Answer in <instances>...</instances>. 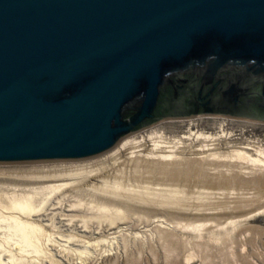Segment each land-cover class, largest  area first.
Masks as SVG:
<instances>
[{
	"label": "water",
	"instance_id": "obj_1",
	"mask_svg": "<svg viewBox=\"0 0 264 264\" xmlns=\"http://www.w3.org/2000/svg\"><path fill=\"white\" fill-rule=\"evenodd\" d=\"M199 115L264 123V0H0V165Z\"/></svg>",
	"mask_w": 264,
	"mask_h": 264
},
{
	"label": "bare ground",
	"instance_id": "obj_2",
	"mask_svg": "<svg viewBox=\"0 0 264 264\" xmlns=\"http://www.w3.org/2000/svg\"><path fill=\"white\" fill-rule=\"evenodd\" d=\"M194 118L198 117L173 118L187 119L186 133L166 134L155 127L137 134L133 133L109 150L105 158L90 163L0 169V264H39L47 259L60 264L56 250L54 251L56 245L73 253L79 260L85 261L95 254L93 247L103 242L114 246L115 242L130 244V241L149 240L151 237L156 238L169 250L172 238L169 229L178 227L184 230L189 228L193 236L199 239L205 237L211 243L229 238L246 220L245 213L243 219L240 216L237 218L231 216L230 219L229 215L230 220H226L224 225H220V222L213 218L218 223L215 224L216 229L215 226L207 224L209 218H204L206 220L201 222V217L215 215L214 211L211 214V209L207 214L209 205H212V209L226 211L244 208L251 199L245 198L246 196L243 198L235 196L234 188L223 191L222 188L212 185L198 186L194 183L198 188L191 190L192 187H185L184 180L195 176L201 180L199 182L201 184L202 181L207 184L215 181L223 183L225 179L230 182L237 180L260 182L264 176V145L257 141L239 142L240 140L229 139L230 133L225 130L227 123L224 121L219 124L220 132H207L200 129L197 123H195L197 128L193 129L191 125L197 120ZM154 172L169 174L168 176L173 174L174 177H171L173 180L172 182L169 180L170 183H166L163 178L165 183L156 181L161 187L154 186L153 182H149L152 180L151 176L149 178L146 176ZM145 176L149 180L143 179ZM230 184L232 187V183ZM259 194L261 195V192ZM54 200L58 210L44 214L47 205ZM194 211H202L206 215H200V222L193 223L195 222L191 220L193 218L186 219L189 221L185 222L186 216L194 215L192 214ZM216 214L220 216V213ZM44 216L48 217L47 223L44 222L46 219L42 218ZM59 216L61 217L58 218ZM128 219L143 223L150 233H145L140 238L137 235L127 236L123 232L111 237L103 234L101 230L103 224L118 225L119 222H126ZM175 236L177 237V234ZM233 237L232 240L236 239ZM202 246L204 247L203 244Z\"/></svg>",
	"mask_w": 264,
	"mask_h": 264
},
{
	"label": "rangeland",
	"instance_id": "obj_3",
	"mask_svg": "<svg viewBox=\"0 0 264 264\" xmlns=\"http://www.w3.org/2000/svg\"><path fill=\"white\" fill-rule=\"evenodd\" d=\"M194 117H198V118H194L197 120H195L193 122L194 124L191 125V127L193 129L197 128V125L195 124V123H197L198 127L200 129L206 130L207 132H213V133L214 132H220L219 124H220V122L224 121L227 123V127L225 128V130L228 133H230L229 139L235 140V141L240 140L239 142H245V141H255L256 142L257 141V142H260L264 145V123L253 122V121L237 119V118H232V117L218 116V115H199V116H194ZM186 120L187 119H181V120L166 119V120H162V121H159V122H157V123H155V124H153L147 128H144L140 131L135 132V134L146 131V130L154 128V127L164 131V133H166V134L186 133L185 131H187V128H188L187 127L188 122ZM230 131H232V132H230ZM247 139H249V140H247ZM109 152L110 151H107L104 154H101V155H98L96 157H92L89 159H85V160L68 161V162H55V163H42V164H29V165H0V169H12V168H16V167H29V166L47 165V164H49V165L53 164L54 165V164L90 163L92 161H96V160L105 158L109 154ZM154 174L156 177L154 176ZM162 174H164V173H162ZM162 174H160V172H159V174H158V172H154V173L148 174V175L145 174L148 178H149V176H151V177L153 176L152 178L150 177V179H152V180L147 179L146 176H145L146 178L144 177L143 179H147V180H149V182L151 181V183L153 182L154 186H160L161 187V185L156 184L157 183L156 181H158V183H161V184H162V182L165 183V181L163 180V178H164L167 181L166 183H168V182L170 183L169 180H171V177L172 178L174 177L173 174H171L170 176H168L169 174H167V175L164 174V176H166V177H164ZM159 175H160V177H159ZM161 176H163V177L161 178ZM157 178L158 179L161 178V179L157 180ZM186 179L184 180V183L185 182L187 183L188 181L189 182L187 183V185L185 183V187L186 186L188 188L192 187V188H190L191 190H193V188H194V190H197L198 187L196 188V185H198V184L202 185V186L212 185L215 187L222 188L223 191H228L225 189L232 190L234 188L233 191L234 192L236 191V193H234L235 196H238L241 198L246 196L245 198H249L252 200V203L250 200L248 205L244 207L245 209L239 207V208L233 209V210H226V211L223 210L222 211V209H212L211 208L212 205L211 206L209 205V209L207 210L208 213L207 212L206 213L209 214V211L211 209V211H212L211 214H213V211H214L215 215L210 216V215H206V214L202 213V211L201 212L194 211V212H192V214H194V215H192L191 213H188V215H192V216H186V218H185V222L189 221L191 218H193V219H191L192 221L193 220L195 221L193 223L200 222V220H201V222H203L209 218L210 220L209 219H208L209 221L207 220V222H208L207 224L213 225V227H214L215 224H218L217 222H220V225L221 224L224 225L226 223V220L229 221L232 218L231 216H233V218L234 217L237 218L240 216L243 219V217L246 214L247 217H244V218H246V220H245L246 222L245 221L242 222V224L240 225L241 228L239 226L237 228L238 230L235 229L233 231V233L231 234V236L233 235L234 237L233 236L232 237L236 238V239L232 240V237L230 236L229 237L230 241H229V238L227 237V238H224L223 240H221L222 242L219 241L220 243L218 242L219 243V245H218V243L208 242L205 239V237H200V239H199V237L196 238V236H193L194 234L192 235V232L190 231L189 228H186L184 230V229L178 227L177 228L178 231L176 228L175 229L174 228L169 229L171 234H172L171 243H170L172 247L169 246V248H170L169 250H167V248H165L158 240H156V238H153V237L149 238V240H147V239L141 240L140 239L138 241L137 240L136 241L135 240L130 241L131 242L130 244L128 242L129 245L126 243L121 244V242H115V245L113 246L112 244L103 242L100 245H98V246L95 245L93 247L95 250V254H93L92 257H88L87 259H85V261H81L77 258V256L73 255V253L69 252L68 250H65L61 246L56 245L54 247L55 248L54 251L56 250V257L58 260H60V264H92V263L93 264H105V263L106 264H264V212H263L264 211V191H262V190H264V182H263L264 176L261 177V179H263V180H260L261 183L258 181L252 182L251 180H248L249 182L237 180V182L234 181L235 182L234 183L233 181L230 182L229 180L227 181V179H225L226 182H225V180H223L222 181L223 183H221L219 181L218 182L215 181L211 184H207V183L202 181V184H201V183H199V182H201V180H199L195 176H191L190 178L187 177ZM188 179H190V180H188ZM172 180H171V182H172ZM196 180H198V181H196ZM190 181H191V185H190ZM193 181H196L197 183L193 182ZM243 182H245V183H243ZM194 183L196 185H194ZM230 183H232V185H233L232 187H230L231 186ZM257 183H259V184H257ZM226 184H227V186L228 185L229 186L226 187L225 186ZM238 188H240L241 190H239ZM216 190H219V189H216ZM245 190H248V192ZM240 191L242 193H244L243 191H245L246 195H245V193L242 194ZM238 192L240 194H237ZM260 192H261V195L263 192L262 196L259 194ZM247 193L248 194L250 193V194L248 195ZM251 194L254 195V197ZM250 195L252 198H250ZM247 196H249V197H247ZM255 197H256V199H255ZM259 197H261V198H259ZM55 202H56V200H54L51 204L47 205L46 211L45 212L43 211L44 214L49 213V212L51 213L52 211L58 210L57 209L58 205ZM254 203H255V205H254ZM255 208L256 209L258 208V209L256 210ZM243 209H244V211H243ZM234 210L237 212H235ZM250 210H252V212H250ZM241 211H243V212L241 213ZM216 213H220V216H219V214H216ZM231 213H232V215H231ZM200 215L201 216L206 215V217L202 216L201 219L199 220ZM216 215H218L220 218ZM229 215H230V217H229L230 219L228 218ZM196 216H199V217H196ZM225 216L228 219H224V218H226ZM60 217L61 216H59L58 218H60ZM42 218L46 219V220H44L45 223L48 222V220H47L48 217L44 216ZM62 218H64V217H62ZM195 218H198V219H195ZM204 218H206V219H204ZM211 218L216 219L217 222L214 219H213L214 220L213 221ZM186 219H189V220H186ZM196 220H199V221H196ZM211 222H212V224H211ZM242 225H243V228H242ZM105 227H107V228H105ZM213 227H211V228L212 229L217 228L216 226L214 228ZM101 230H102L103 234L106 235L107 237H111V236L118 234L119 232H123L124 234H127V236L137 235V237L140 238L145 233H147V234L150 233L148 230V227L144 226L143 223L134 222L131 219L130 220L128 219L126 222H119L118 225L109 226V225L103 224V229H101ZM101 230H100V232H101ZM182 231L185 233L183 234ZM94 232H96V229L94 230ZM136 233H138V234H136ZM95 234H98V233H95ZM176 234H177V237L175 236ZM178 235H180V236H178ZM181 235H182V238H180ZM189 236L194 238V239L192 240V238H190ZM152 238L154 239L153 241H152ZM183 239H184V241H182ZM195 240H196V242H195ZM205 240H206V242H208V246H207V243L205 242ZM226 240L229 241L230 243L227 242ZM231 240H232V242H231ZM224 241L227 242L226 243L227 246H225ZM124 244H126V245H124ZM202 244L204 245V247L202 246ZM205 244H206V247H205ZM101 245H103L102 248H101ZM210 245H212V247ZM104 246L107 249H105ZM205 248H209V249H205ZM99 249L101 251L104 249L105 252H103L104 251L103 250L101 253V251H99ZM152 249H153V251H152ZM108 250H110V252ZM97 251H99L100 253L99 252L97 253ZM107 251H108V253H107ZM103 253L105 254V256ZM96 254H98V255H96ZM187 257H188V259H187ZM102 258L104 259L103 260L104 263L102 261ZM108 258H109V260H108ZM108 262H110V263H108ZM39 264H56V263L47 259L45 261L40 262Z\"/></svg>",
	"mask_w": 264,
	"mask_h": 264
}]
</instances>
